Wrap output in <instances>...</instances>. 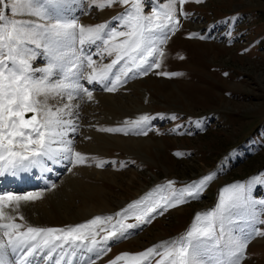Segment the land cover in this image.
<instances>
[{"label":"rangeland","instance_id":"1","mask_svg":"<svg viewBox=\"0 0 264 264\" xmlns=\"http://www.w3.org/2000/svg\"><path fill=\"white\" fill-rule=\"evenodd\" d=\"M167 3L168 0H142L143 12L150 15L153 9L158 10ZM176 7L180 21L178 31L168 33L167 42L159 45L164 52L162 57L154 53L148 58L150 63L155 59L160 67L152 68L146 75L129 73L126 82L118 85L116 91L108 92L100 83L89 86L86 76L91 69L85 62L80 84L97 96L109 93L110 101L107 105L99 99L81 104L78 111L85 113L84 106L92 108V119L88 123L81 119L82 127L76 126V129L81 135L89 133L90 137L85 141L78 134L69 137L73 141L72 148L78 151L77 148L85 146L87 151L82 154L86 162L79 164V180L87 189L103 193L102 197L89 199L91 215L79 224L96 216H113V221L96 227V239L100 240L107 234L101 229L115 224V214L129 204L150 192L153 196L146 203L168 195V181L174 182L171 189H182L206 175L214 174V177L197 198H188L186 203L169 208L163 215H155L151 223L129 229L124 237L109 241L107 252L93 255L95 264H109L121 253L136 254L160 242L178 239L191 227L196 214L212 210L218 203L220 191L232 184L243 183L246 187L250 184L255 211L259 219H264V205L259 204L264 200V0H203L202 3L189 0L183 5L186 16L180 15L179 4ZM123 12L124 6L120 5L99 10L90 6L89 0H76L73 6V15L80 24L108 23L109 29L118 31L124 29L119 20L113 18ZM173 39L177 41L172 42ZM195 43L207 46L192 45ZM77 47L80 46L77 44ZM102 48L100 42L84 46L85 53L92 56L97 67L115 58V54L109 56ZM36 51L38 56L31 63L34 68L42 69L47 66L48 57L42 49ZM159 72L178 75L162 76L157 74ZM34 75L39 77L43 73ZM152 81L172 86L180 97H165ZM81 93L85 94L81 91L75 100L87 96ZM141 116L149 119L134 123ZM102 128L121 131H100ZM103 136L104 141L96 139ZM132 141L146 144L144 148L135 147L130 144ZM98 163L102 166L97 167ZM72 166L69 163L65 174L54 183L68 174ZM26 173L27 170L19 171L16 176L24 179ZM80 192L68 202L69 212H85ZM9 210L14 212L16 223L40 227L26 220L20 207L16 211ZM124 223H136L135 210H129ZM42 224L40 228H64L46 220ZM234 227L244 228L245 222ZM255 227L264 230V225L257 223ZM245 255L242 264H264V238L252 239ZM158 259L159 256L152 258L151 264H156Z\"/></svg>","mask_w":264,"mask_h":264},{"label":"snow or ice","instance_id":"2","mask_svg":"<svg viewBox=\"0 0 264 264\" xmlns=\"http://www.w3.org/2000/svg\"><path fill=\"white\" fill-rule=\"evenodd\" d=\"M187 2L168 0L160 9L146 15L142 0H89V5L99 10L124 6L123 14L113 18L124 29L118 31L109 29L108 23L80 24L73 15L76 0H0V176L16 175L38 164V158H51L59 152L70 154L64 159H70L74 165L84 164L87 158L73 150L71 140L64 139L69 130H77L73 121L65 117H71L78 105L63 101L75 100L81 91L88 100L92 99V92L79 82L85 62L91 69L86 76L88 82L101 83L108 92L116 91L118 85L126 82L129 73L146 75L152 68L160 67L159 62L153 59L150 63L148 58L154 53L164 55L159 45L167 42L168 33L178 31L180 23L176 5H180V15L186 16L183 5ZM97 42L102 43V52L115 54L110 63L100 67L91 55L84 53L85 45ZM36 49H42L48 57L47 66L42 69L34 68L31 63L38 56ZM37 72L43 75L37 77L34 75ZM54 76L59 78L52 79ZM53 100L56 104L50 103ZM59 104L62 106H56ZM148 119L141 116L134 123ZM53 144L62 147L54 150ZM213 177L214 174L206 175L182 189H171L174 182L168 181V195L146 203L153 196L150 192L129 204L115 214V224L101 229L107 234L100 240L96 239V227L113 221V216H96L66 228L24 226L3 209L16 211L21 202L35 201L40 195L0 193V264H95L90 257L85 259V253L95 252L99 256L107 252L109 241L124 237L127 230L151 223L155 215H163L169 208L186 203L188 198H197ZM250 190V184L248 187L243 183L229 185L220 191L215 207L197 213L191 227L178 239L160 242L136 254L121 253L109 264L120 261L151 264L157 256L160 259L156 264H242L251 240L264 238V230L255 227L257 223L264 225V219H259L255 211L256 202L251 199ZM259 204L264 205V200ZM129 210H135V224L124 223ZM240 222H245V227L235 229Z\"/></svg>","mask_w":264,"mask_h":264},{"label":"bare ground","instance_id":"3","mask_svg":"<svg viewBox=\"0 0 264 264\" xmlns=\"http://www.w3.org/2000/svg\"><path fill=\"white\" fill-rule=\"evenodd\" d=\"M176 37V36H175ZM173 41H177L176 39H173ZM196 46H207L205 44H192ZM86 51H84L85 53ZM87 53V52H86ZM85 53V54H86ZM87 55V54H86ZM89 84V83H88ZM93 83L89 84L92 85ZM101 84V83H100ZM153 86L155 89L160 92L165 97H178L179 95L176 93V91L172 88V86H167L165 83L160 82H154L152 81ZM93 87V85H92ZM97 88V87H96ZM94 89V88H93ZM82 94V93H81ZM85 95V94H82ZM109 93L106 95L97 96L96 94H92L91 100H97L99 99L102 104L109 103ZM113 96V95H112ZM180 97V96H179ZM79 98V97H78ZM87 96H83L82 99L73 100L71 102L67 101L65 98L63 103H72L73 105H78V107L73 108L74 114L71 117H65L66 119L71 118L73 121V124L75 126L82 127V121L81 119H86L87 123L92 119V108L85 107L84 105V112H80L79 107H82L81 104H83L85 101H87ZM90 101V100H89ZM118 102V101H117ZM52 104H56V101H50ZM111 103V102H110ZM120 103V102H119ZM56 106H62V104L56 105ZM78 111V113H76ZM76 113V114H75ZM76 115H79L78 117ZM76 130L75 132L68 131L67 135L64 137L65 140H70L69 137H76L78 136L81 138L82 141L88 140L90 137L89 133L85 132L81 135V132ZM78 137V138H79ZM99 141H104L105 136L96 138ZM73 142V141H72ZM82 144L84 142H81ZM80 143V144H81ZM86 144V143H84ZM130 144L135 147L140 146L141 148L145 147V142L141 141H132ZM53 149H59L62 146L59 144H53ZM76 147V146H75ZM74 149V148H73ZM78 152L83 154V152H87L85 150V146L78 149ZM80 150V151H79ZM76 151V148L74 149ZM66 154L63 152L54 153L51 158L49 157H40L39 163L31 166L27 169V173L24 179H18L16 175H4L0 176V193L3 192H13V193H20L24 192L26 190L31 189H41L40 191H36L34 193H38L40 195L39 201L34 202H22L25 203L24 206L20 204L21 211L23 215L26 217V220H28L31 224H35L36 226L42 227V221L47 222H53L60 225L55 226H62L67 227L69 225L78 223L83 220L89 219L92 209L89 208V199L95 197H99L103 195V193L99 190L95 189H87V187L84 186L81 180H79L78 176L80 175V166L74 165L69 159H64ZM73 164L71 170H69V173L66 174L60 181H57V183H54L60 176L65 174L64 172L67 171L68 165ZM22 173V172H21ZM20 173V174H21ZM19 174V173H18ZM44 188H48L47 190H42ZM81 190V202H82V208L85 210V212H76L74 214L70 211V205L69 203L73 200V195L77 194ZM88 190V191H87ZM42 201H41V200ZM69 202V203H68ZM65 204V205H63ZM10 208H5L3 211L6 214H9L14 219V212H10ZM36 222V223H35ZM38 223V224H37ZM95 254V252H93ZM92 253H88L85 255V259L91 256Z\"/></svg>","mask_w":264,"mask_h":264}]
</instances>
